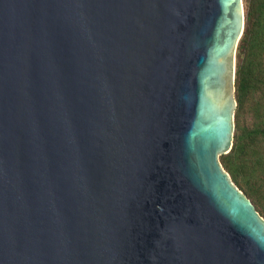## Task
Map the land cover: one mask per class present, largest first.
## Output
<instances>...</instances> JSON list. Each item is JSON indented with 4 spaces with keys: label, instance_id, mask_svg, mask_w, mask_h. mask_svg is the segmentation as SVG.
<instances>
[{
    "label": "water",
    "instance_id": "1",
    "mask_svg": "<svg viewBox=\"0 0 264 264\" xmlns=\"http://www.w3.org/2000/svg\"><path fill=\"white\" fill-rule=\"evenodd\" d=\"M243 0H0V264H264L233 144Z\"/></svg>",
    "mask_w": 264,
    "mask_h": 264
},
{
    "label": "trees",
    "instance_id": "2",
    "mask_svg": "<svg viewBox=\"0 0 264 264\" xmlns=\"http://www.w3.org/2000/svg\"><path fill=\"white\" fill-rule=\"evenodd\" d=\"M236 49L233 144L219 156L233 183L264 217V0H243Z\"/></svg>",
    "mask_w": 264,
    "mask_h": 264
}]
</instances>
